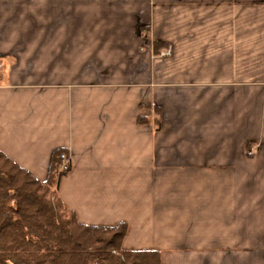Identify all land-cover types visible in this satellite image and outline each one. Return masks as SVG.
<instances>
[{"label": "crops", "instance_id": "obj_1", "mask_svg": "<svg viewBox=\"0 0 264 264\" xmlns=\"http://www.w3.org/2000/svg\"><path fill=\"white\" fill-rule=\"evenodd\" d=\"M57 149L123 249L264 264V0H0V150L45 181Z\"/></svg>", "mask_w": 264, "mask_h": 264}, {"label": "trees", "instance_id": "obj_2", "mask_svg": "<svg viewBox=\"0 0 264 264\" xmlns=\"http://www.w3.org/2000/svg\"><path fill=\"white\" fill-rule=\"evenodd\" d=\"M62 152L41 181L0 150V264H164L159 250L123 249L125 222L84 225L64 207L51 189Z\"/></svg>", "mask_w": 264, "mask_h": 264}, {"label": "built area", "instance_id": "obj_3", "mask_svg": "<svg viewBox=\"0 0 264 264\" xmlns=\"http://www.w3.org/2000/svg\"><path fill=\"white\" fill-rule=\"evenodd\" d=\"M249 153L251 154L252 151H249ZM70 164H71L70 156L68 155V153L62 152L61 153V162H60V168H59L58 175L61 174L64 171L68 170V168L70 167Z\"/></svg>", "mask_w": 264, "mask_h": 264}, {"label": "rangeland", "instance_id": "obj_4", "mask_svg": "<svg viewBox=\"0 0 264 264\" xmlns=\"http://www.w3.org/2000/svg\"><path fill=\"white\" fill-rule=\"evenodd\" d=\"M51 189H52V191H55V190H54V187H52Z\"/></svg>", "mask_w": 264, "mask_h": 264}]
</instances>
